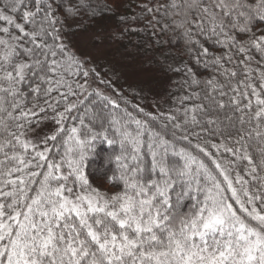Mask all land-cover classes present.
Listing matches in <instances>:
<instances>
[{
    "label": "trees",
    "instance_id": "trees-1",
    "mask_svg": "<svg viewBox=\"0 0 264 264\" xmlns=\"http://www.w3.org/2000/svg\"><path fill=\"white\" fill-rule=\"evenodd\" d=\"M101 23L169 103L62 44ZM0 264H264V0H0Z\"/></svg>",
    "mask_w": 264,
    "mask_h": 264
},
{
    "label": "rangeland",
    "instance_id": "rangeland-1",
    "mask_svg": "<svg viewBox=\"0 0 264 264\" xmlns=\"http://www.w3.org/2000/svg\"><path fill=\"white\" fill-rule=\"evenodd\" d=\"M108 28L101 23L86 31L64 32L61 34L62 44L68 45L94 71L105 72L106 78L112 75L115 80L121 79V84L138 91L149 107L158 108L169 103L174 77L170 70L174 58L169 54L122 48L113 41ZM49 126L44 120L28 131L26 144L34 145L41 136H49ZM87 202L92 204L93 200Z\"/></svg>",
    "mask_w": 264,
    "mask_h": 264
}]
</instances>
